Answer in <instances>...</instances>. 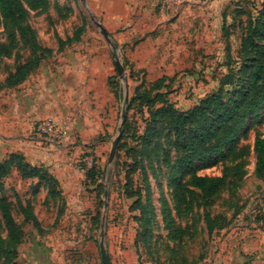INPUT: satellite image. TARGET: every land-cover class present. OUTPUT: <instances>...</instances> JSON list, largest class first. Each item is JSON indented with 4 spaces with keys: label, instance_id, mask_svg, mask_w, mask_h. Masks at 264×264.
<instances>
[{
    "label": "rangeland",
    "instance_id": "rangeland-1",
    "mask_svg": "<svg viewBox=\"0 0 264 264\" xmlns=\"http://www.w3.org/2000/svg\"><path fill=\"white\" fill-rule=\"evenodd\" d=\"M152 1L47 0L45 8L31 9L22 0V25L42 52L34 56L18 34L11 53L0 52V129L27 145L28 158L36 160V146L43 151L60 195L49 197L43 182L21 179L15 169L0 180L14 220L23 219L19 199L40 222L16 247L20 264H101V230L108 264H264V178L254 173L253 151L254 139L264 138V111L238 134L249 152L243 176L230 177L217 195L181 215L167 179L178 156L174 135L166 119L152 121L166 103L188 110L245 61L239 48L247 13L255 14L262 0H228L222 23L204 21L209 32H193L204 18L197 4L161 10ZM11 31L17 25L0 17V45H10ZM22 65L25 79L8 86L6 78ZM156 84L165 101L147 109L136 94ZM47 116L69 117L66 139L36 134V123ZM153 125L158 134L148 143ZM7 154L0 147V158ZM231 164L196 161L197 174L218 176ZM166 208L186 228L181 240L167 239ZM0 235L6 239L1 216Z\"/></svg>",
    "mask_w": 264,
    "mask_h": 264
},
{
    "label": "trees",
    "instance_id": "trees-1",
    "mask_svg": "<svg viewBox=\"0 0 264 264\" xmlns=\"http://www.w3.org/2000/svg\"><path fill=\"white\" fill-rule=\"evenodd\" d=\"M23 1L31 9H43L47 6V0ZM240 12L243 13V10H238V13ZM0 17L4 23L17 25L18 29L17 33H8L10 45L1 44L0 52L10 54L18 34L28 42L34 56L40 55L42 51L34 33L22 25L26 18L22 0H0ZM239 56L245 61H242L237 69L230 68L227 76L221 80L220 87L205 95L191 108L179 111L166 103L152 114L153 122L166 119L174 135L173 146L178 156L170 166L167 179L176 215L191 211L199 204V199L206 200L217 195L230 177L240 179L245 173L243 159L249 152L246 146L238 144V134L249 117L256 120L264 111V0L255 14L247 13ZM36 61L34 58V63ZM23 67L25 65L8 75L5 80L8 86L16 85L25 79L27 72ZM226 85L230 87L225 88ZM136 96L147 109L157 102L165 101L164 94L159 91V84L138 91ZM157 134V128L154 125L150 127L146 132L148 143ZM253 151L254 173L257 177L264 178L263 137L254 139ZM221 160L232 163L223 169L221 175L197 174L196 161ZM12 169L16 170L21 179H37L43 182L49 197L56 198L60 195L55 179L48 173L50 170L43 165L31 164L19 151L9 152L5 158H0V180ZM126 177L129 179V175ZM17 203L22 209L21 223H17L13 218L11 201L0 196V216L7 230L6 239L0 235V264H20L16 247L21 237L29 227L40 228V222L32 207L22 206L19 199ZM162 212L167 239L181 240L186 235V228L176 226L170 209L166 208ZM204 219L208 232H211L213 219L207 212Z\"/></svg>",
    "mask_w": 264,
    "mask_h": 264
},
{
    "label": "crops",
    "instance_id": "crops-1",
    "mask_svg": "<svg viewBox=\"0 0 264 264\" xmlns=\"http://www.w3.org/2000/svg\"><path fill=\"white\" fill-rule=\"evenodd\" d=\"M189 2V4H197L200 8V11L202 12L201 18L203 20V24H199V27L196 28V26L193 29V32H209V27H207V24H204L205 22H216L217 24L220 22L222 23V20L224 19V16L222 15V7L228 0H179L176 7L172 6L173 8L179 9L182 2ZM151 6H153V1L151 2ZM227 16H225L226 18ZM197 21H199V18H197ZM216 24V26H217ZM20 140L17 136H14V134H4V132L0 129V147L4 148V151L7 153L12 151H19L21 152L26 159L31 160L30 162L33 163V161H36V165H43L47 167L50 170L49 165L51 164L49 158L44 156L43 151H39L40 148L36 146V160H34L32 157L27 156L26 150H28V147L26 144L22 146L20 144ZM15 146V147H14ZM33 160V161H32Z\"/></svg>",
    "mask_w": 264,
    "mask_h": 264
},
{
    "label": "built area",
    "instance_id": "built-area-1",
    "mask_svg": "<svg viewBox=\"0 0 264 264\" xmlns=\"http://www.w3.org/2000/svg\"><path fill=\"white\" fill-rule=\"evenodd\" d=\"M178 2L179 0H154L153 6L163 10L166 7L177 5ZM69 120L68 116H47L36 123V134L50 139L64 140L67 138Z\"/></svg>",
    "mask_w": 264,
    "mask_h": 264
},
{
    "label": "water",
    "instance_id": "water-1",
    "mask_svg": "<svg viewBox=\"0 0 264 264\" xmlns=\"http://www.w3.org/2000/svg\"><path fill=\"white\" fill-rule=\"evenodd\" d=\"M97 25L100 28V32H102L107 37L108 36L107 31L102 27V25L99 22H97ZM123 122H124V116H122L120 124L122 125ZM120 134H121V131L119 130L116 137L112 140V144H111L110 152H109V159H111L115 154L116 148L118 146V140H119ZM99 252H100V257H101V264H108L107 253H106L105 245H104V230H101L100 232Z\"/></svg>",
    "mask_w": 264,
    "mask_h": 264
}]
</instances>
